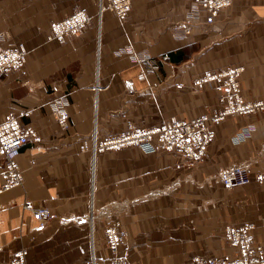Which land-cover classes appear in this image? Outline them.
Returning a JSON list of instances; mask_svg holds the SVG:
<instances>
[{
    "label": "crops",
    "instance_id": "0c3cea01",
    "mask_svg": "<svg viewBox=\"0 0 264 264\" xmlns=\"http://www.w3.org/2000/svg\"><path fill=\"white\" fill-rule=\"evenodd\" d=\"M187 3L130 0L119 21L110 10L97 19L96 0H0V46L22 42L27 49L20 69L0 72V119L11 111L35 133L16 156L21 181L0 190V264L20 247L27 264H89L91 255L106 264L107 223L125 231L131 264L232 258L228 223H251L264 245V177L255 178L264 173V105L214 123L205 154L192 165L177 150L81 148L92 131L100 139L127 122L153 126L215 105L211 83H192L204 71L240 65L242 98L264 100V0H231L210 25L184 33L175 22ZM77 7L92 15L89 23L65 41L48 39L49 23ZM57 97L66 100L65 128L51 113ZM243 126L250 135L232 143ZM233 163L246 165L248 180L224 187L216 171ZM38 206L54 214L42 227L31 212Z\"/></svg>",
    "mask_w": 264,
    "mask_h": 264
},
{
    "label": "built area",
    "instance_id": "2783aa9c",
    "mask_svg": "<svg viewBox=\"0 0 264 264\" xmlns=\"http://www.w3.org/2000/svg\"><path fill=\"white\" fill-rule=\"evenodd\" d=\"M231 0H188L182 12V17L175 24L184 33H188L190 25H198L202 29L210 25L221 9L228 7ZM130 0H96L94 16L99 19L104 10H110L119 21L127 13ZM92 15L82 7L73 9L68 14L49 23L48 39L58 42L80 31L87 25ZM126 51L132 52L128 47ZM27 49L22 42L8 43L0 46V72L16 71L25 62ZM165 59V53L159 56ZM132 60H136L132 56ZM240 65H230L213 71H204L195 77L192 83L201 86L211 83L217 90V103L209 106L198 114L187 119L175 117H160L153 126H141L127 122L124 130L118 133L108 132L100 139H96V132L90 134L89 144H83L82 149H88L92 154L107 149H117L126 145H136L142 152H153L156 149L177 150L184 165H192L202 158L207 145L213 136L212 125L229 114H247L261 109L264 100H244L240 93L238 74ZM51 113L61 128L67 126L66 100L57 97L51 99ZM250 135V126H243L230 135L232 143L245 140ZM33 128L21 124L17 115L11 111L5 113L0 119V190L18 184L22 179L16 156L21 146L33 139ZM264 173L255 175L261 180ZM216 178L224 187L244 183L248 180L246 165L233 163L221 167L216 171ZM37 220V227H42L54 214L46 206H38L32 211ZM73 220H80L73 217ZM104 244L108 250L106 264H131L125 255L123 245L127 241L125 231L114 224L104 226ZM224 236L227 243L237 250L232 258L200 257L192 255L190 264H264V245L253 238L251 223L239 225L225 224ZM26 249L20 247L12 251L5 264H27L25 260ZM89 264H94L93 256Z\"/></svg>",
    "mask_w": 264,
    "mask_h": 264
},
{
    "label": "rangeland",
    "instance_id": "374dc122",
    "mask_svg": "<svg viewBox=\"0 0 264 264\" xmlns=\"http://www.w3.org/2000/svg\"><path fill=\"white\" fill-rule=\"evenodd\" d=\"M134 146H135V145H126V147H128V148L131 147V152H132L133 154L139 152L138 150H136V149L134 148ZM124 147H125V146H124ZM123 246H124V245H123Z\"/></svg>",
    "mask_w": 264,
    "mask_h": 264
},
{
    "label": "bare ground",
    "instance_id": "6f19581e",
    "mask_svg": "<svg viewBox=\"0 0 264 264\" xmlns=\"http://www.w3.org/2000/svg\"><path fill=\"white\" fill-rule=\"evenodd\" d=\"M240 71H241V70H240ZM135 146H136V145H135ZM164 150H166V149H164ZM167 151H170V150H167ZM147 153H148V152H147ZM125 244H126V242H125ZM125 244H124V245H125Z\"/></svg>",
    "mask_w": 264,
    "mask_h": 264
}]
</instances>
